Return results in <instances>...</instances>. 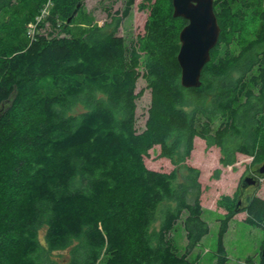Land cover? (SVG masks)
<instances>
[{
    "label": "trees",
    "instance_id": "1",
    "mask_svg": "<svg viewBox=\"0 0 264 264\" xmlns=\"http://www.w3.org/2000/svg\"><path fill=\"white\" fill-rule=\"evenodd\" d=\"M85 1L0 0V264H200L190 255L210 229L201 172L186 162L195 138L220 149L223 167L238 154L264 164V0H214L221 35L199 88L181 85L187 21L174 18L172 0L151 6L131 46L118 29L135 0L78 34ZM242 32L251 40L234 53ZM140 76L152 93L142 132ZM156 146L171 172L146 167ZM242 203L240 188L218 202L228 213L215 264H228L224 239L239 209L264 230V199ZM180 222L182 254L171 241Z\"/></svg>",
    "mask_w": 264,
    "mask_h": 264
},
{
    "label": "rangeland",
    "instance_id": "2",
    "mask_svg": "<svg viewBox=\"0 0 264 264\" xmlns=\"http://www.w3.org/2000/svg\"><path fill=\"white\" fill-rule=\"evenodd\" d=\"M128 0H86L82 14H80L73 29L76 33L86 29L88 23L100 27L111 23L109 13L120 14L125 9ZM158 0H135L130 15L123 20L118 29V35L122 36L127 44L131 46L139 36L145 33V24L150 15V8ZM46 16V15H45ZM45 16L39 17L45 19ZM31 30L32 27L29 25ZM49 24L40 29L42 34H48ZM254 26L248 28L252 31ZM29 30V31H30ZM234 36L230 48L234 53H239L241 43L251 40L248 32ZM141 71H143L141 69ZM137 95V121L136 127L139 132L145 129L152 104V93L145 79L140 76L136 81ZM82 108H78L81 110ZM160 146L149 151V157L145 158V165L154 171L171 172L174 168L172 163L161 158ZM221 152L217 147H209L208 144L197 137L194 140V149L187 159V164L201 172L200 182L202 184L201 202L204 209L203 219L209 225L210 232L198 244L190 255L192 260H198L200 264H215L217 260V249L219 242V231L222 220L228 211L220 207L218 202L224 196H233L239 190L241 181L251 177L252 169L258 171L252 165V159L248 156L238 154L237 161L233 166L223 167L220 164ZM220 170V174L217 171ZM218 176V177H217ZM257 184L248 193L264 199V174H258ZM242 204L239 208L243 207ZM247 213L238 210L229 223V229L224 239L228 264H250L258 262L264 247V230L252 227L246 223ZM187 232L183 223L180 222L171 235V241L180 254L186 251L188 240ZM59 259H67L68 253H57Z\"/></svg>",
    "mask_w": 264,
    "mask_h": 264
},
{
    "label": "water",
    "instance_id": "3",
    "mask_svg": "<svg viewBox=\"0 0 264 264\" xmlns=\"http://www.w3.org/2000/svg\"><path fill=\"white\" fill-rule=\"evenodd\" d=\"M172 4L174 18L187 21L180 32L177 57L181 68V85L184 88H199L203 69L211 61V52L218 45L221 35L214 0H172ZM258 173L264 174V164L259 167ZM256 184L253 177H246L242 181V188Z\"/></svg>",
    "mask_w": 264,
    "mask_h": 264
},
{
    "label": "flooded vegetation",
    "instance_id": "4",
    "mask_svg": "<svg viewBox=\"0 0 264 264\" xmlns=\"http://www.w3.org/2000/svg\"><path fill=\"white\" fill-rule=\"evenodd\" d=\"M258 171H256L255 169H252V171H251V177H253L256 181H257V179H258ZM243 181V180H242ZM242 181H241V185L239 186V188H240V190H241V200H242V204H244L245 203V200H246V198L247 197H249L251 194L250 193H248L249 192V190L252 188V187H255L256 185H253V186H250V187H248V188H246V189H243L242 188ZM257 182H259V181H257ZM241 205V204H240ZM264 248V247H263ZM263 251V250H262Z\"/></svg>",
    "mask_w": 264,
    "mask_h": 264
}]
</instances>
